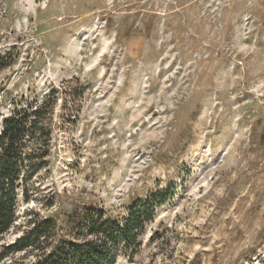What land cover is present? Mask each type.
<instances>
[{
    "label": "rangeland",
    "instance_id": "rangeland-1",
    "mask_svg": "<svg viewBox=\"0 0 264 264\" xmlns=\"http://www.w3.org/2000/svg\"><path fill=\"white\" fill-rule=\"evenodd\" d=\"M0 51V129L58 91L46 164L0 246L28 210L117 222L163 191L114 264H264V0H0Z\"/></svg>",
    "mask_w": 264,
    "mask_h": 264
},
{
    "label": "trees",
    "instance_id": "trees-1",
    "mask_svg": "<svg viewBox=\"0 0 264 264\" xmlns=\"http://www.w3.org/2000/svg\"><path fill=\"white\" fill-rule=\"evenodd\" d=\"M12 60L10 53L0 51V69L10 65ZM74 91L79 97L84 88L75 87ZM57 93V89L52 88L43 99L27 101L2 119L0 237L15 224L19 198L28 201L29 181L46 164ZM166 198L163 191H158L145 201H137L117 222L94 207L71 211L61 224L56 217H35L36 214L32 216L28 210L29 227L13 242L0 246V263L6 256L23 251L33 255V261L16 264H114L120 252L129 255L139 250V235L153 220L155 207ZM60 227L67 228L66 236L59 235Z\"/></svg>",
    "mask_w": 264,
    "mask_h": 264
}]
</instances>
